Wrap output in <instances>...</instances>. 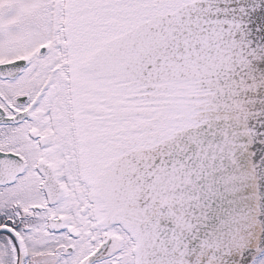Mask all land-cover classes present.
Masks as SVG:
<instances>
[{"label": "snow or ice", "instance_id": "1", "mask_svg": "<svg viewBox=\"0 0 264 264\" xmlns=\"http://www.w3.org/2000/svg\"><path fill=\"white\" fill-rule=\"evenodd\" d=\"M0 264H264V0H0Z\"/></svg>", "mask_w": 264, "mask_h": 264}]
</instances>
